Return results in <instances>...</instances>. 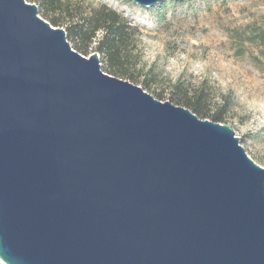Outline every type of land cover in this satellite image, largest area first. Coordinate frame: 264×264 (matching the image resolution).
<instances>
[{
    "label": "water",
    "instance_id": "obj_1",
    "mask_svg": "<svg viewBox=\"0 0 264 264\" xmlns=\"http://www.w3.org/2000/svg\"><path fill=\"white\" fill-rule=\"evenodd\" d=\"M0 260L264 264V168L226 124L105 73L34 3L0 0Z\"/></svg>",
    "mask_w": 264,
    "mask_h": 264
},
{
    "label": "rangeland",
    "instance_id": "obj_2",
    "mask_svg": "<svg viewBox=\"0 0 264 264\" xmlns=\"http://www.w3.org/2000/svg\"><path fill=\"white\" fill-rule=\"evenodd\" d=\"M82 1L105 4L136 28L139 79L152 78V87L164 93L176 80L210 89L214 105L229 107L223 124L264 168V45L253 38L264 31V0H162L151 7Z\"/></svg>",
    "mask_w": 264,
    "mask_h": 264
},
{
    "label": "trees",
    "instance_id": "obj_3",
    "mask_svg": "<svg viewBox=\"0 0 264 264\" xmlns=\"http://www.w3.org/2000/svg\"><path fill=\"white\" fill-rule=\"evenodd\" d=\"M27 1L37 6L40 17L65 30L72 49L84 56L96 52L105 73L138 84L154 98L183 106L200 119L219 123L225 121L229 107L226 104L214 105L211 102L212 93L203 83L188 87L181 80H176L164 93L152 87V78L145 76L139 79L140 75L135 74L134 42L137 30L123 15L107 5L85 4L82 0ZM156 15L160 17L158 12ZM253 38L264 45V31L256 32Z\"/></svg>",
    "mask_w": 264,
    "mask_h": 264
}]
</instances>
